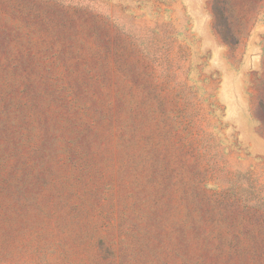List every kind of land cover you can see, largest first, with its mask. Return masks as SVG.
<instances>
[{"label":"rangeland","instance_id":"obj_1","mask_svg":"<svg viewBox=\"0 0 264 264\" xmlns=\"http://www.w3.org/2000/svg\"><path fill=\"white\" fill-rule=\"evenodd\" d=\"M0 264H264V0H0Z\"/></svg>","mask_w":264,"mask_h":264}]
</instances>
